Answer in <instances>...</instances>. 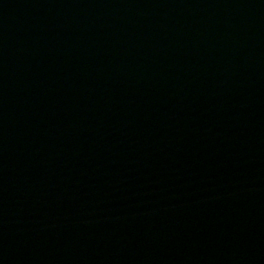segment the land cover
Segmentation results:
<instances>
[{"label":"water","instance_id":"obj_1","mask_svg":"<svg viewBox=\"0 0 264 264\" xmlns=\"http://www.w3.org/2000/svg\"><path fill=\"white\" fill-rule=\"evenodd\" d=\"M0 264H264V0H0Z\"/></svg>","mask_w":264,"mask_h":264}]
</instances>
